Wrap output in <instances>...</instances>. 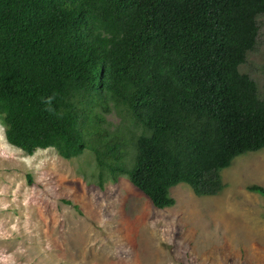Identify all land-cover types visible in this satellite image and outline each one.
<instances>
[{
  "label": "trees",
  "instance_id": "16d2710c",
  "mask_svg": "<svg viewBox=\"0 0 264 264\" xmlns=\"http://www.w3.org/2000/svg\"><path fill=\"white\" fill-rule=\"evenodd\" d=\"M262 15L264 0H0L5 140L90 152L99 189L125 177L157 210L179 184L217 196L221 172L264 149V98L240 72Z\"/></svg>",
  "mask_w": 264,
  "mask_h": 264
},
{
  "label": "rangeland",
  "instance_id": "374dc122",
  "mask_svg": "<svg viewBox=\"0 0 264 264\" xmlns=\"http://www.w3.org/2000/svg\"><path fill=\"white\" fill-rule=\"evenodd\" d=\"M257 22L258 45L240 72L264 98V15ZM106 120L109 132L125 123L115 113ZM94 170L87 151L71 161L53 149L28 156L0 124V264H264V195L246 191L264 189V149L221 172L219 195L179 184L164 210L125 177L99 189Z\"/></svg>",
  "mask_w": 264,
  "mask_h": 264
}]
</instances>
